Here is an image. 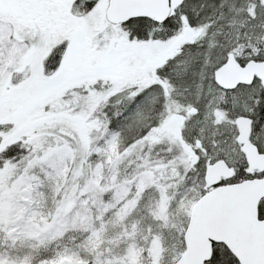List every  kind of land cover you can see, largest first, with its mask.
Returning <instances> with one entry per match:
<instances>
[{
  "label": "snow or ice",
  "instance_id": "6c2138e0",
  "mask_svg": "<svg viewBox=\"0 0 264 264\" xmlns=\"http://www.w3.org/2000/svg\"><path fill=\"white\" fill-rule=\"evenodd\" d=\"M0 264H264V0H0Z\"/></svg>",
  "mask_w": 264,
  "mask_h": 264
}]
</instances>
